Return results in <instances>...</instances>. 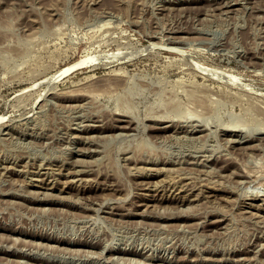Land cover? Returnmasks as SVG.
Segmentation results:
<instances>
[{
	"label": "rangeland",
	"instance_id": "obj_1",
	"mask_svg": "<svg viewBox=\"0 0 264 264\" xmlns=\"http://www.w3.org/2000/svg\"><path fill=\"white\" fill-rule=\"evenodd\" d=\"M0 115V264H264V0H0Z\"/></svg>",
	"mask_w": 264,
	"mask_h": 264
},
{
	"label": "bare ground",
	"instance_id": "obj_2",
	"mask_svg": "<svg viewBox=\"0 0 264 264\" xmlns=\"http://www.w3.org/2000/svg\"><path fill=\"white\" fill-rule=\"evenodd\" d=\"M197 2V1H196ZM227 2V1H226ZM225 2V3H226ZM194 3V2H193ZM218 3V2H217ZM228 3V2H227ZM196 4V3H195ZM216 4V3H215ZM229 4V3H228ZM231 4V3H230ZM218 5V4H217ZM223 5H224V3H223ZM221 7H223V6H221ZM227 7V6H226ZM218 8V7H217ZM227 8H229V7H227ZM227 8H225V9H227ZM235 8V7H234ZM222 10V9H221ZM223 12H225V11H223ZM229 12V11H228ZM227 12V13H228ZM96 59V57L94 56V55H92V54H90V53H88V54H86L85 56H83L82 57V59H80V60H78L77 62H75V63H72V64H70V65H66L65 67H63V68H61L55 75H54V77H53V79H57L60 75H63V74H66L67 72H70L71 70H73V69H75V68H77L78 66H81V65H83V64H87V62H90V61H94ZM198 66L204 71V72H206V73H208L209 71H211L212 69H209L208 67H206V66H204V65H202V64H198ZM224 76H227V77H229V78H233V79H237L238 77H237V74H233V73H230V75H224ZM4 116L5 115H0V121L1 120H3L4 119ZM122 120H124V119H122ZM127 123V122H126ZM125 123V124H126ZM129 124V123H128ZM130 125H131V123H130ZM97 126V125H96ZM122 126V125H121ZM95 127V126H94ZM118 127V126H117ZM116 127V128H117ZM168 127V126H167ZM88 129V128H87ZM111 130V129H110ZM236 130V129H235ZM120 131V130H119ZM121 131H123V130H121ZM165 131V130H164ZM103 133H105V132H103ZM90 152V151H89ZM86 154V153H85ZM88 155H90V154H88ZM137 162V161H136ZM147 162V161H146ZM138 165V164H137ZM136 165V166H137ZM141 165V164H140ZM135 167V166H134ZM151 167V166H150ZM156 167V166H155ZM81 168V167H80ZM136 168V167H135ZM134 168V169H135ZM137 168H139V167H137ZM141 168V167H140ZM144 168H145V166H144ZM143 168V169H144ZM147 168H149V167H147ZM164 168H166V167H164ZM163 168V169H164ZM171 168V167H170ZM85 170H86V168H84ZM143 169H141V170H143ZM146 169V168H145ZM150 169V168H149ZM157 169H159V168H157ZM172 169V168H171ZM83 170V169H82ZM137 170V169H136ZM139 170V169H138ZM147 170V169H146ZM159 170H161V169H159ZM159 170H157V171H159ZM166 170V169H165ZM168 170V169H167ZM166 170V171H167ZM144 171V170H143ZM148 171V170H147ZM155 171V170H154ZM157 171H155V172H157ZM173 171V170H172ZM76 172V171H75ZM75 172H74V174H75ZM79 172V171H78ZM77 172V173H78ZM139 172H141V171H139ZM163 172H164V170H163ZM168 172H169V170H168ZM167 172V174L169 175V173ZM67 173V172H66ZM147 173V172H146ZM79 174V173H78ZM137 174V173H136ZM141 174V173H140ZM64 175H66V174H64ZM141 176V175H140ZM246 176V175H245ZM146 177H147V175H146ZM72 180V179H71ZM147 180V179H146ZM170 180H172L171 178H170ZM73 181V180H72ZM145 181V180H144ZM148 181V180H147ZM64 183H65V181H64ZM68 183V182H67ZM67 183H66V185H67ZM70 183V182H69ZM141 183H143V182H141ZM140 183V184H141ZM49 188V187H48ZM55 188V187H54ZM61 190V189H60ZM46 192V191H45ZM52 192V191H51ZM198 196V195H197ZM251 206V205H250ZM133 214H134V212H133ZM111 250V249H110ZM114 250V249H113ZM123 250V249H122ZM126 250V249H125ZM115 251V250H114ZM113 251V252H114ZM121 251V250H120ZM119 251V252H120ZM129 253V252H128ZM126 255V254H125ZM134 255V254H133Z\"/></svg>",
	"mask_w": 264,
	"mask_h": 264
}]
</instances>
